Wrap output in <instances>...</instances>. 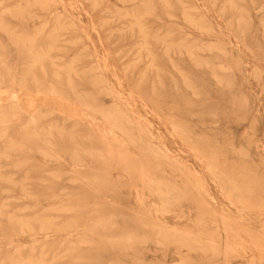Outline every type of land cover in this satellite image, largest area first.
I'll return each mask as SVG.
<instances>
[{"label": "rangeland", "instance_id": "1", "mask_svg": "<svg viewBox=\"0 0 264 264\" xmlns=\"http://www.w3.org/2000/svg\"><path fill=\"white\" fill-rule=\"evenodd\" d=\"M0 264H264V0H0Z\"/></svg>", "mask_w": 264, "mask_h": 264}, {"label": "bare ground", "instance_id": "2", "mask_svg": "<svg viewBox=\"0 0 264 264\" xmlns=\"http://www.w3.org/2000/svg\"><path fill=\"white\" fill-rule=\"evenodd\" d=\"M111 133V132H110Z\"/></svg>", "mask_w": 264, "mask_h": 264}]
</instances>
